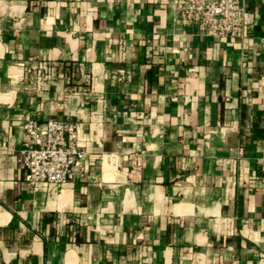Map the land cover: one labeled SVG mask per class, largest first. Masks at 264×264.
I'll return each mask as SVG.
<instances>
[{"label":"crops","instance_id":"0c3cea01","mask_svg":"<svg viewBox=\"0 0 264 264\" xmlns=\"http://www.w3.org/2000/svg\"><path fill=\"white\" fill-rule=\"evenodd\" d=\"M170 1L0 0V264H264V0L221 40ZM24 114L76 121L74 181L24 179Z\"/></svg>","mask_w":264,"mask_h":264},{"label":"built area","instance_id":"2783aa9c","mask_svg":"<svg viewBox=\"0 0 264 264\" xmlns=\"http://www.w3.org/2000/svg\"><path fill=\"white\" fill-rule=\"evenodd\" d=\"M174 21L193 25L200 35L214 40L242 39L252 20L245 0H171ZM21 146L16 161L24 179L33 185H64L74 181L86 168L87 152L78 141V126L69 118L43 120L20 115ZM134 169L142 165V155L133 153Z\"/></svg>","mask_w":264,"mask_h":264}]
</instances>
